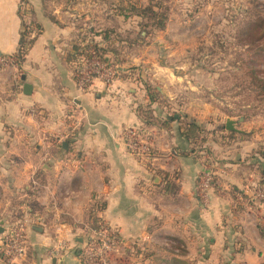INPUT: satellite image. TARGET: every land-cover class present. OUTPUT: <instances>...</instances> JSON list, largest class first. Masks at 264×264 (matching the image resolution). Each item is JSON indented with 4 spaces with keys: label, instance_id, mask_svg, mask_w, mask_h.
I'll use <instances>...</instances> for the list:
<instances>
[{
    "label": "crops",
    "instance_id": "1",
    "mask_svg": "<svg viewBox=\"0 0 264 264\" xmlns=\"http://www.w3.org/2000/svg\"><path fill=\"white\" fill-rule=\"evenodd\" d=\"M22 1L0 0L1 54L18 52L27 10L26 20L41 27L21 66L0 70V223L25 225L29 252L19 264H82L93 210L122 242L119 264H153L161 248L189 250L193 243L234 264H261L264 203L249 208L247 196L264 172L257 154L264 131L251 135L231 116L191 114L188 99L169 87L176 45L191 55L196 39L218 37L234 21L223 6L235 14L255 0ZM150 3L167 11L164 30L143 27L147 19L130 11ZM91 30L101 48L103 31L122 39L112 45L126 59L114 61L125 72L80 90L75 49L91 39ZM131 68L137 77L125 76ZM147 86L159 95L148 96ZM179 119L196 121L205 143L183 137ZM228 119L239 132L226 129ZM128 130L151 146L149 155L129 152ZM208 160L217 185L204 203L199 181ZM60 244L65 254L57 259L51 251Z\"/></svg>",
    "mask_w": 264,
    "mask_h": 264
},
{
    "label": "rangeland",
    "instance_id": "2",
    "mask_svg": "<svg viewBox=\"0 0 264 264\" xmlns=\"http://www.w3.org/2000/svg\"><path fill=\"white\" fill-rule=\"evenodd\" d=\"M226 1L224 4L229 3ZM256 4L258 8L251 9L249 14L243 12L246 9L236 10L235 14L226 12L223 6L224 10L220 11L234 21L224 25L220 31L222 35L214 37L213 32L206 38L199 37L191 46V55L186 54V46L179 42L174 49L176 54L169 57L175 67L171 72L175 76L169 86L171 93L188 99L189 113L203 114V117L208 113L210 118L215 115L235 117L239 127L251 135L264 131V91L257 79L264 78V64L256 65L264 60V54L254 56L249 53L248 43L256 33L249 36L245 27L247 20L264 13V0H255ZM243 28L246 37L240 34L244 33ZM208 249L211 250L210 247L202 249L196 243L189 250L174 244L167 250L161 248L160 253L164 255L160 254L153 264H234L226 260L228 258H219L217 253L211 255L208 252L207 255ZM175 254L185 255L186 261H174V258L183 260ZM261 261L264 264V255Z\"/></svg>",
    "mask_w": 264,
    "mask_h": 264
},
{
    "label": "built area",
    "instance_id": "3",
    "mask_svg": "<svg viewBox=\"0 0 264 264\" xmlns=\"http://www.w3.org/2000/svg\"><path fill=\"white\" fill-rule=\"evenodd\" d=\"M79 78L77 80L80 90H86L96 78L106 83L112 82L117 76L125 71L118 65L105 63L98 57L81 58L78 62ZM17 63L11 56L0 53V70L15 68ZM126 146L132 154L144 157L150 154L151 146L146 143L135 130H128L125 133ZM214 172L204 170L200 177L201 200L206 203L209 200V193L212 188V176ZM253 202L264 203V188H257L252 191ZM240 201L245 199L241 198ZM248 201V200H247ZM251 203L247 206L251 208ZM25 225L15 224L5 229L1 239L2 264H19L28 255L29 245L25 234ZM121 240L116 232L107 225H103L94 232H87V240L80 252L82 264H119L116 255L121 247ZM65 247L62 244L51 251L54 258L62 259L65 254Z\"/></svg>",
    "mask_w": 264,
    "mask_h": 264
},
{
    "label": "trees",
    "instance_id": "4",
    "mask_svg": "<svg viewBox=\"0 0 264 264\" xmlns=\"http://www.w3.org/2000/svg\"><path fill=\"white\" fill-rule=\"evenodd\" d=\"M66 1L69 2L72 0H66ZM22 2L25 5H27L26 0H23ZM256 8H258V4L254 5L252 8L246 9L243 12H247V14H249V12L252 11L251 9L256 10ZM130 11L133 14H135V15L143 18V19H147L148 22L145 23L143 25V27L147 28L148 26H151L152 28L157 29V30H164L165 29L166 22H167V11L166 10H160L159 8H156V6L154 4L150 3L149 5H147L145 7L130 5ZM28 13L30 14V11L28 12V10H27L25 13H23L24 16H22L23 30L21 33V41H20L19 50L16 54L11 55V58L17 63L18 66H21V64L25 60V57H26L29 49L34 44V41H35L37 35L41 31V27L36 22H34L33 20H29V21L26 20V16H28ZM260 15L261 16H258V15L255 16L254 15V19L253 20H247V23L245 24V27H247L246 31L249 34V36H252L253 32L256 33L254 35L255 37L251 38V40L248 43V48L250 51L249 53L254 55V56H256V55L260 56V55L264 54V13L260 14ZM242 31H244V33L243 32L240 33L241 36L246 37L245 29L243 28ZM101 34H104V40L107 41L106 47L101 48L99 43L95 40L96 35H99V33L98 34H97V32L94 33V30L93 31L91 30V39L88 40L83 47L75 49L76 50L75 54L78 57V62L80 61L81 58H88L89 59V58H93V57H98L101 60H103L105 63H109V64L112 63V61L113 62L117 61L118 63L126 62L125 57L120 52V49H119L120 47L112 45L114 41L118 42V41H122V39L119 36H115V34H113L112 31H103ZM238 37H240V35ZM125 39L128 42L130 41L127 37H125ZM254 61H256V59H254ZM262 63L264 64V60H262V62L256 63V65L260 66V65H262ZM134 70H135L134 68H131L129 74H127L125 76L137 77L136 71H134ZM78 71H79V69H78V65H77L75 72H74L76 80H78V78H79ZM256 77H257V75H256ZM257 79L262 83L260 86L262 87V90L264 91V78L259 79L257 77ZM146 89H147L148 96H150L151 98H155L157 95H159L158 92L155 89H152L151 86H147ZM143 114L145 117L150 118V115L148 114L147 111L143 112ZM175 116H176L175 114L172 115L171 119L174 120ZM179 121H181V120L179 119ZM181 125L183 128V130H182L183 137H185L187 140H198L201 143H205L206 131L204 129H202L197 124L196 121H189V122L188 121L187 122L181 121ZM137 135H139V134L137 133ZM257 154L264 158V149H259ZM205 162L208 163L205 165L206 166L205 170H210L211 172H214V174L212 176V183H211L212 187H214L217 185V175L215 174L214 168H213L212 164L210 163L211 161L208 160ZM199 185H200V181H199ZM251 188H253V190H255L257 188H264V172H262V174H261V180L258 181L256 183V185L252 186ZM247 199H249L248 200L249 203H251L252 205L254 204L252 196H247ZM100 208H99V211H101ZM98 213H99L98 210H93L91 212V214L89 215V223L87 224L88 226L86 228V232H94V231L98 230L100 227H102L103 225H107L103 221V219L99 217ZM20 223H18V224H20ZM177 257H179V256H177ZM173 260L177 261V262L178 261L184 262V260H180V258H174ZM0 264H2L1 261H0Z\"/></svg>",
    "mask_w": 264,
    "mask_h": 264
},
{
    "label": "water",
    "instance_id": "5",
    "mask_svg": "<svg viewBox=\"0 0 264 264\" xmlns=\"http://www.w3.org/2000/svg\"><path fill=\"white\" fill-rule=\"evenodd\" d=\"M24 89H25L26 94H30V92H31V86L30 85H25ZM225 127L228 131L239 132V130L236 128V122L232 119H228L226 121ZM64 146H67V144L65 143ZM4 231H5V229L2 226V223H0V234H3Z\"/></svg>",
    "mask_w": 264,
    "mask_h": 264
}]
</instances>
